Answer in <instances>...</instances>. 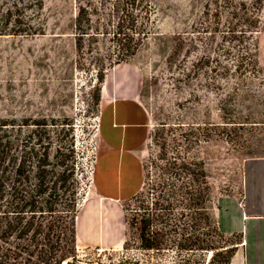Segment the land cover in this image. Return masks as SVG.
Listing matches in <instances>:
<instances>
[{
	"label": "rangeland",
	"instance_id": "rangeland-1",
	"mask_svg": "<svg viewBox=\"0 0 264 264\" xmlns=\"http://www.w3.org/2000/svg\"><path fill=\"white\" fill-rule=\"evenodd\" d=\"M43 3V34L0 36V122L7 124L3 131L17 148V162L20 149L32 147L42 153L40 146L46 148L49 161L56 162L54 167L45 168L42 193L37 192L34 168H28L25 181L16 185L20 194L36 197L47 221L57 220L53 233L60 237L62 250L50 264L75 255L76 246L83 250L78 258L81 264H173L170 252H144L137 231L123 222L119 237L123 243L119 246L77 242L74 217L83 210L85 199L86 203L98 200L93 190L96 166L112 149L100 134L103 105L95 103L96 88L99 95L102 89L105 97L106 82L98 83L96 72L106 56L102 48L98 53L77 54L73 41L75 0ZM151 3L154 15L148 38L126 65L107 75L122 78L121 85L137 96L136 103L145 112L147 139L139 147L142 151L134 154L144 164L157 150L149 136L160 123H209L224 130L197 149L211 186L210 216L216 221L226 197H235L239 205L244 200L245 161L264 157V7L260 24L250 35L240 19L250 14L238 11L232 19L229 11L218 8L222 0ZM217 8L222 12L218 24ZM252 43L256 44L253 52L260 72L242 75L244 70L238 66ZM179 46L180 51L173 55ZM201 57L209 62L193 69ZM168 58L174 62L171 68ZM30 138L29 147L24 148ZM63 160H67L66 165ZM113 204L125 211L129 221L137 209L133 200L121 206ZM211 238L216 252L240 240L215 234ZM234 247L231 264H242L244 246Z\"/></svg>",
	"mask_w": 264,
	"mask_h": 264
},
{
	"label": "trees",
	"instance_id": "trees-1",
	"mask_svg": "<svg viewBox=\"0 0 264 264\" xmlns=\"http://www.w3.org/2000/svg\"><path fill=\"white\" fill-rule=\"evenodd\" d=\"M222 1L223 5L218 8L229 11L232 19L237 18L238 11L243 15L248 12L249 16L240 19L250 35L256 32L264 0ZM75 5L74 48L79 56L86 54L85 51L104 50L106 57L99 62L96 72L98 83H102L110 69L128 63L148 38L154 15L151 0H75ZM218 8L215 10L217 24L222 13ZM43 9V0H0V36L43 34ZM255 45L252 43V49H246L241 57L238 68L244 70L242 75L260 72L253 52ZM180 46L173 55L180 51ZM169 58L167 64L171 68L174 62ZM203 60L199 58L193 69L209 62ZM226 71L228 69L224 68ZM99 101L96 88L95 103ZM6 125L0 122V264H50L62 250L60 237L53 233L57 220L47 221L36 197L20 194L16 185L25 181L28 168H34L37 192L42 193L46 183L45 168L54 167L56 162L49 161L44 146H40L44 149L42 153L34 152L32 147L28 151L20 149L17 162L14 157L17 148L3 131ZM223 133L219 125L209 123L166 122L154 128L149 139L157 150L149 154L146 164L143 163V185L130 199L137 206L130 221L123 210L125 223L137 231V240L144 252H170L174 255L173 264H231L234 246L242 245L243 236L223 235L217 219L211 218V186L205 162L197 150L200 143ZM30 142L31 138L22 145L27 148ZM40 143L41 139L37 144ZM66 163L67 160H63V165ZM211 234L240 240L216 252ZM226 242L232 241L227 239Z\"/></svg>",
	"mask_w": 264,
	"mask_h": 264
},
{
	"label": "crops",
	"instance_id": "crops-1",
	"mask_svg": "<svg viewBox=\"0 0 264 264\" xmlns=\"http://www.w3.org/2000/svg\"><path fill=\"white\" fill-rule=\"evenodd\" d=\"M104 82L100 134L112 149L99 158L93 183L98 200H84L75 237L78 243L119 246L123 243L119 237L125 216L113 203L121 206L142 188L143 161L136 160L134 154L142 151L139 147L147 139V122L145 112L136 103L137 96L121 85L122 78L111 79L106 74ZM243 175L244 200L239 205L235 197L225 198V204L217 210L218 227L225 236H243L242 264H264V157L247 159Z\"/></svg>",
	"mask_w": 264,
	"mask_h": 264
},
{
	"label": "built area",
	"instance_id": "built-area-1",
	"mask_svg": "<svg viewBox=\"0 0 264 264\" xmlns=\"http://www.w3.org/2000/svg\"><path fill=\"white\" fill-rule=\"evenodd\" d=\"M244 242H242L243 245ZM83 250H80L78 246L75 248V255H70L66 257H60L57 261L54 262V264H81V262L78 261L79 254H81ZM98 264V263H96Z\"/></svg>",
	"mask_w": 264,
	"mask_h": 264
},
{
	"label": "bare ground",
	"instance_id": "bare-ground-1",
	"mask_svg": "<svg viewBox=\"0 0 264 264\" xmlns=\"http://www.w3.org/2000/svg\"><path fill=\"white\" fill-rule=\"evenodd\" d=\"M76 222H77V217L75 218V225H76Z\"/></svg>",
	"mask_w": 264,
	"mask_h": 264
}]
</instances>
